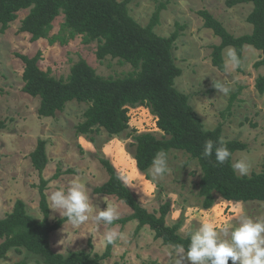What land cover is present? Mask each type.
Segmentation results:
<instances>
[{
    "label": "rangeland",
    "instance_id": "rangeland-1",
    "mask_svg": "<svg viewBox=\"0 0 264 264\" xmlns=\"http://www.w3.org/2000/svg\"><path fill=\"white\" fill-rule=\"evenodd\" d=\"M121 1V0H119ZM164 8L159 13L158 23L153 30L161 36H168L177 26L179 35L174 43L173 56L181 74L175 78V87L188 95L189 103L200 117L205 129H212L221 123V138L238 140L246 144L244 150L232 155V163L245 159L251 172L264 170V92L255 88V79L264 74V66L255 67L254 62L261 52L251 45H244L240 66L235 70L220 71L211 63L212 45L219 38L210 28L203 25L197 11L208 10L234 36L251 31L246 17L252 8L250 2L228 6L226 0H128L129 14L145 26L158 4ZM29 9L20 10L17 18L10 22L6 31L0 32V218L11 211L16 200L24 202L27 212L36 219L43 217L39 208V194L36 185L38 172L31 164L30 152L37 140L46 142L48 163L42 176L48 180L47 201L57 187L67 188L73 180L84 184L92 213L89 220L79 227L65 221L50 234L53 251L66 254L69 251L91 250L102 253L106 248L105 235L111 229L121 234L122 239L112 245L111 255L101 264H170V245L154 238L153 231L143 226L135 232L137 221L121 225L97 224L92 217L108 205L116 206L119 218L132 210L114 195L94 192L103 184L108 174L99 159L110 161L118 174L129 177L125 183L134 192L140 203L150 212L157 211L169 202L165 221L168 225L181 221L178 233L185 236L203 222H211L217 229L237 222V205L254 218H264V202H225L217 197L209 209L201 207L197 195L201 175L196 160L177 149L167 153L169 172L154 177L150 167L146 171L137 169L134 159L135 146L132 135L142 132H162L157 128L155 117L140 107L128 108L129 127L119 135H109L104 128L81 134L76 125L82 120L87 104L71 100L62 111L54 116L38 115L39 97H33L22 90L23 63L16 53L33 56L38 51L41 58L38 65L49 70L55 77H65L71 65L83 58L102 76H120L130 70L128 63H119L109 56L98 59L95 55L96 41L88 44L81 35L50 42L48 38L30 40V34L18 30L21 20ZM63 14L53 21L49 37L59 33ZM231 46L223 49L225 52ZM213 82H221L230 89L227 95L220 93ZM230 103V108L228 105ZM54 175H57L54 177ZM49 219L61 217L59 212L49 209ZM42 264L41 257L24 248H11L0 264ZM184 264H189L187 260Z\"/></svg>",
    "mask_w": 264,
    "mask_h": 264
},
{
    "label": "trees",
    "instance_id": "trees-1",
    "mask_svg": "<svg viewBox=\"0 0 264 264\" xmlns=\"http://www.w3.org/2000/svg\"><path fill=\"white\" fill-rule=\"evenodd\" d=\"M127 2L128 0H0L1 33L17 18L20 10L28 8L29 12L21 20L18 30L29 33L31 41L40 38H48L50 42L56 39L66 41L81 35L86 44L97 42L95 55L98 59L109 56L132 67V70L120 76H102L85 59L80 58L71 65L65 77L57 78L48 69L39 67V51L33 56L16 53L23 63L22 90L30 96L39 97L38 115L54 116L64 109L67 102L75 100L87 104L82 120L75 127L77 133L87 134L104 128L109 135H119L129 127L128 108L144 106L155 117L162 136L157 137L151 132L132 135L137 169L146 171L158 151L182 150L196 160L200 167L197 195L202 199L203 209L211 208L217 197L235 202H264V170L241 177L231 167L232 155L237 150H244L245 143L223 139L231 152L229 160L224 164H218L214 154L210 158L202 155L206 140L221 139V123L212 129H205L189 103L188 95L174 85L181 69L175 63L173 48L182 26L178 25L168 36L158 35L153 28L158 23L164 4H158L149 22L142 26L129 14ZM242 2L252 4L246 17V21L251 24V31L238 36L226 30L208 10L197 11L203 25L219 38V43L212 45L211 63L220 71L225 69L223 49L227 46L233 47L240 59L243 46L251 45L261 52L254 66H264V0H226L228 6ZM60 14H63V21L59 33L49 37L53 21ZM255 88L259 93L264 92V74L256 77ZM227 108H230V103ZM2 126L3 122L0 121V127ZM29 157L39 175L36 187L43 217L34 218L27 212L24 202L16 200L11 211L0 218V260L7 256L11 248H24L41 257L42 264H101L102 260L111 255L113 244H107L102 253L78 250L63 254L52 250L50 234L60 228L66 219H49V204L45 193L48 180L42 176L48 163L45 140H37ZM99 161L108 178L95 187L94 192L114 195L132 210L113 224L124 225L136 220L135 232L146 225L153 231L154 238L160 239L162 244H182L186 249L188 236L178 233L181 221L171 225L165 221L169 202H164L157 211H148L131 188L118 179L119 174L110 161L105 158H100ZM17 264L26 262L20 260Z\"/></svg>",
    "mask_w": 264,
    "mask_h": 264
},
{
    "label": "clouds",
    "instance_id": "clouds-1",
    "mask_svg": "<svg viewBox=\"0 0 264 264\" xmlns=\"http://www.w3.org/2000/svg\"><path fill=\"white\" fill-rule=\"evenodd\" d=\"M240 63L235 49L228 48L225 52L224 68L235 70ZM213 86L224 95L230 91L221 82H213ZM213 154L218 164L229 160L231 152L222 138L218 141H205L202 155L210 158ZM231 167L241 177L249 174L250 165L245 159L236 160ZM150 172L154 177L169 172L165 151L161 150L155 154ZM118 179L128 183L129 177L122 172ZM48 200L49 209L59 212L73 227L87 222L89 214L93 211L85 186L79 180H73L67 188L57 187L51 192ZM236 209L238 219L235 224L217 229L213 223L203 222L187 234L189 243L186 249L182 244L171 245L168 252L171 257L170 264H184L185 260L189 264H229V261L231 264H264V218L250 217L241 205H237ZM118 218L119 212L114 205H108L92 217L97 224L105 225H112ZM104 239L106 244H114L117 239H122V236L110 229Z\"/></svg>",
    "mask_w": 264,
    "mask_h": 264
},
{
    "label": "crops",
    "instance_id": "crops-1",
    "mask_svg": "<svg viewBox=\"0 0 264 264\" xmlns=\"http://www.w3.org/2000/svg\"><path fill=\"white\" fill-rule=\"evenodd\" d=\"M225 202H227V203H231V202H235V201H228V200H225V199H223ZM238 203V202H237Z\"/></svg>",
    "mask_w": 264,
    "mask_h": 264
},
{
    "label": "built area",
    "instance_id": "built-area-1",
    "mask_svg": "<svg viewBox=\"0 0 264 264\" xmlns=\"http://www.w3.org/2000/svg\"><path fill=\"white\" fill-rule=\"evenodd\" d=\"M139 107L147 110V108H145L144 106H139ZM136 108H137V107H136ZM148 111H149V110H148Z\"/></svg>",
    "mask_w": 264,
    "mask_h": 264
}]
</instances>
